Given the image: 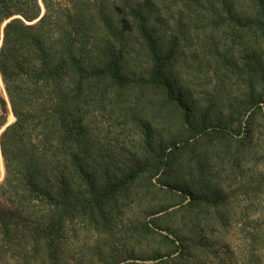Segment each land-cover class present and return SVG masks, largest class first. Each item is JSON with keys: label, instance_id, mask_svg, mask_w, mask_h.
Here are the masks:
<instances>
[{"label": "trees", "instance_id": "1", "mask_svg": "<svg viewBox=\"0 0 264 264\" xmlns=\"http://www.w3.org/2000/svg\"><path fill=\"white\" fill-rule=\"evenodd\" d=\"M4 23L0 130L3 90L14 121L0 134V264H37L42 250L62 253L116 186L99 188L97 176L111 178L96 129L108 107H153L157 120L170 111L179 120L180 110L196 136L222 131L196 125L182 102L176 46L190 31L216 47L244 37L264 44V0H0V31Z\"/></svg>", "mask_w": 264, "mask_h": 264}, {"label": "rangeland", "instance_id": "2", "mask_svg": "<svg viewBox=\"0 0 264 264\" xmlns=\"http://www.w3.org/2000/svg\"><path fill=\"white\" fill-rule=\"evenodd\" d=\"M188 37L176 46L174 86L196 125L222 131L196 136L180 110L157 120L153 107H108L96 129L111 178L97 176L99 188L116 186L62 253L42 250L37 264H264V44Z\"/></svg>", "mask_w": 264, "mask_h": 264}, {"label": "water", "instance_id": "3", "mask_svg": "<svg viewBox=\"0 0 264 264\" xmlns=\"http://www.w3.org/2000/svg\"><path fill=\"white\" fill-rule=\"evenodd\" d=\"M8 22V21H7ZM6 23V22H5ZM5 23L2 25V27H1V31H0V43H1V38H2V28H3V26L5 25ZM3 94H4V96H5V99H6V102H7V104H8V109H9V112H10V114L12 115V113H11V109H10V105H9V102H8V99H7V97H6V94H5V92H4V90H3ZM13 116V115H12ZM14 118V117H13ZM12 123V122H11ZM11 123H7L1 130H0V134H1V132L9 125V124H11ZM0 158H1V154H0ZM1 165H2V158H1ZM2 168H3V166H2Z\"/></svg>", "mask_w": 264, "mask_h": 264}, {"label": "bare ground", "instance_id": "4", "mask_svg": "<svg viewBox=\"0 0 264 264\" xmlns=\"http://www.w3.org/2000/svg\"><path fill=\"white\" fill-rule=\"evenodd\" d=\"M13 120H14L13 116L9 113V121L13 122ZM0 168H1V174H2L1 158H0Z\"/></svg>", "mask_w": 264, "mask_h": 264}]
</instances>
